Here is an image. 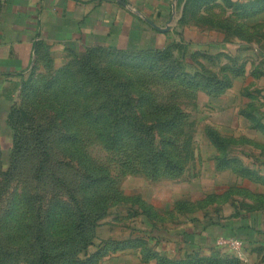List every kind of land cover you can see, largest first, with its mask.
Returning a JSON list of instances; mask_svg holds the SVG:
<instances>
[{"label":"rangeland","instance_id":"obj_1","mask_svg":"<svg viewBox=\"0 0 264 264\" xmlns=\"http://www.w3.org/2000/svg\"><path fill=\"white\" fill-rule=\"evenodd\" d=\"M184 24L194 28L197 17H186L181 26ZM181 26L175 30L180 45L189 42L183 38ZM195 33L191 31L190 36ZM262 33L255 30L253 40L262 39ZM191 47L192 52L185 58L182 48L172 46L152 53L94 49L86 61L71 56L58 64L38 63L17 101L16 122L22 126L18 144L23 151L7 180L0 166V240L12 256L9 264H35L36 234L42 235L45 242L51 237L49 249L57 251L58 235L67 236L72 214L58 208L54 214L52 206L61 201L73 209L68 192H73L82 205L96 208L95 218L100 214L94 230L97 242L138 234L139 218L133 216L139 211V202L118 201V186L125 187L124 194L147 196L162 209L161 213L174 207L171 216L161 215L173 228L181 226L178 216L186 212L178 199L190 201V216L206 214L228 222L229 216L249 213L254 204L252 191L258 187L253 182L264 183L242 176L238 165L218 168L215 157L224 149L218 150L209 140L208 129L214 128L233 140L224 152L237 157L244 167L264 169V131L254 128L246 116L250 113L264 120L262 52L255 50L252 56H241L244 52H239L232 68L225 70L221 61L229 59L226 53L216 57L208 49ZM240 67L244 72L236 77L235 87L226 88L220 95L210 94L214 85L211 82L210 87L199 77L200 72L203 76L212 71L224 80L233 68ZM95 78L101 86L107 79V85L97 87ZM112 97L136 118H118L111 109ZM175 110L181 112L180 116L174 115ZM166 117L173 118L174 124H165ZM44 130L52 167L48 165L38 180L33 170L36 154L26 145V138ZM84 163L99 180H86ZM105 174L109 180L101 183ZM38 191L43 200L37 221L35 206L27 203L35 204ZM235 201L238 209L230 207ZM106 204L108 209L103 214L100 210ZM35 221L49 224L51 229L36 231L32 227ZM192 253H184L183 257L195 264H217L216 260L224 259H234L235 264L264 263L260 254H248L246 260H241L226 247L210 245ZM182 255L177 253L175 259L180 260ZM202 257L207 259L198 261Z\"/></svg>","mask_w":264,"mask_h":264},{"label":"crops","instance_id":"obj_2","mask_svg":"<svg viewBox=\"0 0 264 264\" xmlns=\"http://www.w3.org/2000/svg\"><path fill=\"white\" fill-rule=\"evenodd\" d=\"M212 0L197 8L187 17H197L194 28L180 24L187 0H0V160L6 162L13 144V128L10 113L23 90L25 81L37 69L39 57L47 52L58 64L74 55L84 54L95 47L124 50H157L178 41L177 26L188 43L199 49H208L214 55L222 52L231 58L254 55L262 52L264 58V0ZM254 3V4H253ZM245 5L238 8V5ZM251 4V6H249ZM247 5V6H246ZM213 19V22H212ZM231 27L242 25V35H228L224 24ZM157 25L164 30H158ZM183 24V23H182ZM197 34L190 36L191 31ZM261 30L262 39H254V31ZM184 40V41H185ZM255 48H260L255 49ZM230 61L224 59L222 64ZM230 63V62H229ZM235 78L232 87L237 84ZM260 175V170L252 166ZM254 204L249 213L239 217L229 216L225 222L215 217L208 218L190 214L179 215V227H171L167 218L174 207L161 213L147 196H140L160 213L159 218L144 215L138 217L134 237L121 236L115 239L142 238L148 241L150 253L174 260L177 253L191 254L200 249L224 247L217 245L222 234L235 235L243 241L241 260L247 255L260 254L264 258V208H255L264 201V184L253 182ZM126 192L124 186H121ZM247 189H249L247 187ZM179 200V199H178ZM238 209V201L230 202ZM134 217V218H135ZM232 237V236H227ZM236 237V238H237ZM109 238V237H108ZM227 248V247H226ZM195 254V253H192ZM206 255V254H202ZM100 264H158L156 259L143 260L141 247L126 248L104 257Z\"/></svg>","mask_w":264,"mask_h":264},{"label":"trees","instance_id":"obj_3","mask_svg":"<svg viewBox=\"0 0 264 264\" xmlns=\"http://www.w3.org/2000/svg\"><path fill=\"white\" fill-rule=\"evenodd\" d=\"M212 0H187L186 2V8H185V13L183 17L180 19V24L184 22V19L188 16V14H191L192 12L196 13V10L198 7H200L202 4L207 3ZM228 5H231L230 0H225ZM263 0H255L254 2H261ZM254 4V3H253ZM245 5H238V8L244 7ZM247 6V5H246ZM251 6V4L249 5ZM213 22V19H212ZM224 24L223 27L226 28V32L228 35H242L245 30L242 25H237L235 28L231 27L230 23H221ZM258 35V34H257ZM260 41V40H259ZM182 45L178 43V41L173 42L169 45H166L162 49H157V50H141L139 52L144 53V52H162L165 50H170L172 46L174 48H179L184 50V58L192 52V47L189 43L181 42ZM94 49H101V50H111L115 52L119 51H127L124 49H109L105 47H95L93 49H90L86 51L84 54L81 55H74V56H80L81 60L87 59L89 54L94 50ZM131 51V50H130ZM199 51V50H198ZM138 52V51H137ZM217 57V55H215ZM227 56V55H226ZM82 57V58H81ZM229 57V56H228ZM215 58V57H213ZM39 63L41 61L43 62H48V63H53L52 58L50 55L45 52L39 57ZM230 63L224 64L225 66H222V69H227L232 68V62L236 61V59H233L229 57ZM228 59V60H229ZM78 61V60H77ZM86 61V60H85ZM234 65V64H233ZM38 66V64H37ZM236 66V65H234ZM234 72L229 73L228 75L224 76V80H219V74L217 72H212L208 71L207 74H203L202 72L199 73V77H203L206 81H208L209 85H214L213 90H211L209 93L212 95H220L224 92L226 88H229L233 84V80L237 77L243 74L244 69L243 67L240 68H233L232 69ZM231 70V71H232ZM97 79V78H95ZM30 79L25 81L23 85L24 87L27 85ZM97 82V87H105L107 84V79H104L102 81V86H101V81L99 79L94 80ZM207 85V86H209ZM210 85V87H211ZM23 91V90H22ZM113 103H112V110L116 112L118 115V118L121 117H129L131 119L136 118L134 114L129 113L127 108H123L119 104V101L117 98H113ZM124 103V102H123ZM129 103L126 104V107H129ZM17 103L13 106L11 113H10V121L11 125L13 128V144L11 147V152L8 160L6 162H3L0 160V166L4 175V179L7 180L8 176H11L12 173H14V168L16 165V161L18 159L19 153L23 151V148L18 144V140L21 139L20 137V128L22 127L21 125H18L16 122V110H17ZM180 111L175 110L174 115L176 117L180 116ZM246 116L251 120L252 126L256 129L260 128L264 131V120L261 117V119H257L256 115L246 113ZM96 117H99V115H96ZM165 124H174V119L173 118H168L164 119ZM44 131H37L35 132L32 136H27L26 140V145H29L28 148H31L34 153L36 154V159L37 162L33 168L34 170V175L36 176V179L40 180L44 176V170L47 168L48 165L52 167V153L50 151L49 145L45 138L43 137ZM25 138V137H23ZM208 138L209 140L215 145V147L219 149H224L226 148L227 144L232 142L230 138H227L226 136H223L219 133L214 128H209L208 129ZM112 145V144H110ZM221 152V155H217L216 158V163L218 168H229L233 167L235 165H238L240 168V174L244 177H249L253 181H262L264 183V178L258 174V172L255 171V169L249 168V167H244L242 163L237 159V157L234 156H229L227 152ZM21 155V154H20ZM20 157V156H19ZM83 167L86 169L84 171V176L86 180H99V177L94 176L93 172H90V166L87 165L86 163L83 164ZM133 174H136V172H133ZM100 175V174H99ZM109 178L107 174H105L104 177L100 178L101 183H105L108 181ZM57 181L62 182L61 179H57ZM118 201L120 200H129V199H136L139 202V211L134 213V216L138 215H144L147 218L149 217H155L159 218V211L152 205H149L148 202L145 199H142L140 196H134V195H128L124 194L123 190L121 189V186H118ZM70 200H72V205L73 209L69 206H66L63 204L61 201L55 202V205L52 206L53 213L55 214L56 208L59 210H64L68 211L70 210V213L72 214V218L70 219L69 222V233L66 236V233L64 234H59L58 237H60L59 242L57 244V251L52 252L49 249V242L48 240H51V237L46 238V242L43 240L42 235L36 234L34 236V241H35V247L38 249L37 253L34 255V262L35 264H99L100 259L102 260L104 257L111 255L112 253H115L119 250H123L126 248H136V247H141L143 249V260L145 262H148L151 259H156L158 264H195V261L193 260H171L168 257L161 256V255H156L150 253V249L148 247V241L144 240L142 238H128V239H115L112 237L105 238L103 240L98 241V236H96L94 230L96 226L98 225V219L100 217V214H97V217L95 218L93 213H96V208H93V210L89 206H84L80 203V201L77 199V197L74 195L73 192H68ZM216 196V195H214ZM42 194L39 193V191L35 194L34 200L35 204H32L30 202L27 203L30 206H35V217L37 218V221L39 220V216L41 217V205H42ZM24 198V197H22ZM181 200V199H180ZM177 200V202L181 205V208L185 209L186 212L185 214H190L193 212H189V203L190 201L188 199H185L183 201ZM108 202V201H107ZM183 203V204H182ZM201 202H198V205L203 207V204H200ZM36 205L38 207H36ZM33 206V207H34ZM258 208L261 209V207H264V201H261V206H257ZM180 208V207H179ZM108 209L107 204L105 207H103L100 211L101 213H105L106 210ZM191 209V208H190ZM99 212V211H98ZM180 212V210H179ZM58 213V212H57ZM103 213V214H104ZM36 231H40L43 227L44 230L49 231L51 229V226L49 224L43 225V224H38L35 221V225L32 226ZM223 236H232V237H237L235 235H228V234H222ZM238 238V237H237ZM241 239V238H239ZM243 240V239H242ZM94 246V250H90V248ZM11 254L8 253L5 248L3 247L1 240H0V264H9L10 261L8 258H11ZM207 258L202 257L200 260H206ZM21 260H18V262ZM196 261V262H198ZM217 264H235L234 259H224V260H216ZM221 261V262H220ZM264 262V258L262 260ZM216 263V262H215ZM198 264V263H197Z\"/></svg>","mask_w":264,"mask_h":264},{"label":"built area","instance_id":"obj_4","mask_svg":"<svg viewBox=\"0 0 264 264\" xmlns=\"http://www.w3.org/2000/svg\"><path fill=\"white\" fill-rule=\"evenodd\" d=\"M217 245L229 248L236 252L238 256L242 257L243 241L235 237L219 236L217 238Z\"/></svg>","mask_w":264,"mask_h":264},{"label":"water","instance_id":"obj_5","mask_svg":"<svg viewBox=\"0 0 264 264\" xmlns=\"http://www.w3.org/2000/svg\"><path fill=\"white\" fill-rule=\"evenodd\" d=\"M153 25H154V27L157 28L158 30H161V31L164 30L163 28H161V27H159V26H157V25H155V24H153ZM261 264H264V263H261Z\"/></svg>","mask_w":264,"mask_h":264}]
</instances>
